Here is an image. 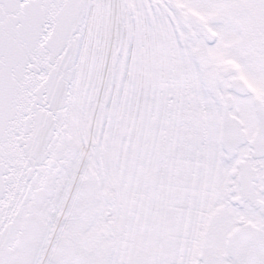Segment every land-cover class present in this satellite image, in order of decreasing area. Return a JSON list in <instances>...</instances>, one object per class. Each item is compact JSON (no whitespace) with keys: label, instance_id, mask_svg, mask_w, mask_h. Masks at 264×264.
<instances>
[{"label":"snow or ice","instance_id":"1","mask_svg":"<svg viewBox=\"0 0 264 264\" xmlns=\"http://www.w3.org/2000/svg\"><path fill=\"white\" fill-rule=\"evenodd\" d=\"M0 264H264V0H0Z\"/></svg>","mask_w":264,"mask_h":264}]
</instances>
